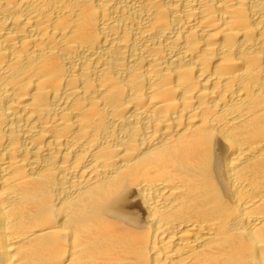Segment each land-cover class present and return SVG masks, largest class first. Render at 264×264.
Listing matches in <instances>:
<instances>
[{"label": "bare ground", "instance_id": "obj_1", "mask_svg": "<svg viewBox=\"0 0 264 264\" xmlns=\"http://www.w3.org/2000/svg\"><path fill=\"white\" fill-rule=\"evenodd\" d=\"M0 264H264V0H0Z\"/></svg>", "mask_w": 264, "mask_h": 264}]
</instances>
